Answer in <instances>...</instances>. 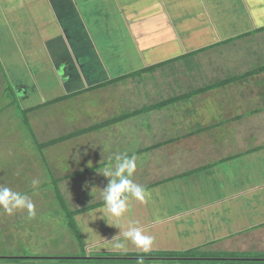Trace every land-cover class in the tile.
<instances>
[{
  "label": "crops",
  "instance_id": "obj_1",
  "mask_svg": "<svg viewBox=\"0 0 264 264\" xmlns=\"http://www.w3.org/2000/svg\"><path fill=\"white\" fill-rule=\"evenodd\" d=\"M263 34L264 0H0V62L10 79L16 102H21L25 111L78 93L105 91V88L92 89L150 69L140 77L112 87H120L128 93L139 91L141 87L148 92H158L160 87L163 97L168 95L164 101L169 100L173 98L171 91L178 88L171 77L179 76L183 81L181 85L190 86L196 71H200L196 64L206 61L208 52L242 41L252 40L251 43L257 45L264 40L254 39ZM184 77L189 80L186 82ZM248 81L252 85L235 92L233 101H264V84L253 85L258 81ZM164 86L169 90H164ZM103 97L101 103L106 105L107 96ZM168 109L174 110V116L179 114L177 105ZM241 109L243 115L256 116H249L248 123H254L252 119L257 117L264 123V113H248L246 107ZM232 115L233 120L238 116ZM236 123L234 136L218 145L222 149L218 152L228 151L227 155L214 153L219 156L201 166L195 156L193 160L179 159L176 174L170 176V172L164 170L168 176L162 179H151L150 172L156 174L158 167H163L165 160L169 161L167 158L181 155V150H192L193 144L196 146L197 142L205 140L197 139L201 133L197 127L194 133L193 128L182 129L187 134L176 139H188L190 144L184 149L177 142L167 144V151L163 152L165 145L151 152L137 150L139 157L157 154L152 152L160 150L158 158L161 160L158 167L151 166L154 162L150 158L145 163L138 162L133 181L138 180L150 193V198L144 204L130 199L129 210L120 223L123 230L131 223L153 238L149 253L207 250L208 245H225L244 231H248L245 238L255 235L253 237L260 241L259 236L264 233V148L256 150L260 148L259 143H264V136L259 137L256 132L264 128L260 124V130L254 128V132L244 133L238 128L242 129L246 121L241 119ZM178 127L171 126V134H178ZM230 140H234L231 145ZM108 163H97L93 168ZM102 166L90 175L93 182H97L99 176L104 177ZM186 173L191 175L164 183ZM94 187L92 200L73 210L82 212L91 208L76 217L86 252L105 257L144 254L131 243L127 251L113 248L121 229L111 226L113 222H108L100 212L103 210L101 194L106 188L99 185L100 194H96ZM94 195L98 199H93ZM238 243L244 242L239 240ZM148 261L154 260L148 258Z\"/></svg>",
  "mask_w": 264,
  "mask_h": 264
},
{
  "label": "rangeland",
  "instance_id": "obj_2",
  "mask_svg": "<svg viewBox=\"0 0 264 264\" xmlns=\"http://www.w3.org/2000/svg\"><path fill=\"white\" fill-rule=\"evenodd\" d=\"M256 37L254 39L256 41L258 39L264 40V34ZM251 41H242L239 44L221 47L220 49L208 52L206 56V59H208H205L206 61H199L196 64L200 71H196V77L193 76L191 85L184 87V85H181L183 83L181 77H171L172 80L177 82L176 86L178 88L169 93L175 97L177 94L201 91L206 88H211V86L216 84H222L224 81L232 80L235 77L244 76L249 72H253L252 70H255L258 66H264V41L257 45H254ZM195 63L192 62L191 64ZM3 73L2 67L0 66V184H5L15 191L28 194L35 205V216L29 217L26 211L17 212L9 216L0 210V258L8 257L7 255H9L20 258L44 257L51 259L64 258L81 260L82 257H80V254L82 252L79 248V240L74 238L66 228L65 214L59 208L57 199H55L54 181L56 179L90 168L87 174L64 180L59 184L60 192L63 195L68 209L73 211L76 206L85 205L88 200H92L91 190L94 186H97L96 188L94 187V193L96 194H100L101 187L104 186L103 189L108 187L110 178L99 176L98 181L93 182V176L90 177L95 172L93 168L95 164L106 163L107 161L109 163L114 162L116 155L126 153L130 156L135 155L137 160L136 171H138V162L142 161L145 163L146 159L149 158L154 162L151 163V166H157L159 160H161L158 156L161 151H167V144L161 151L157 150L156 152H152L157 154H144L139 157L136 155L137 150H144L149 148V146L171 141V145L179 142V145L184 149L186 145L190 144L188 139L183 141H177L176 139L178 136L181 137L182 134L186 133H183L182 129L186 131L188 128H193L194 133L197 127V130L201 132L198 133L197 139H205L204 141L200 140L196 146L193 144L192 150H181V155L167 158L169 161L165 160L163 167L157 166L159 171L156 174L150 172L152 175L151 179L153 177L155 179H162L168 176L164 173V170L170 172V176H172L178 170L175 166H180L177 163L179 159L185 158L193 160L195 156L198 165H206V161L208 162L210 158L219 156L214 154L220 153L218 151L222 150L218 146L219 143H222V140L224 142L225 138L230 139L232 138L231 136H234L233 133L237 129L236 121L231 116L225 118L223 109H218V106H231L233 110H235L234 108H238L239 115L240 113L242 114L240 112L242 110L241 107H246L248 113H254V111L264 113V107H262L264 101L262 99L249 102L243 100L234 102V98L228 96L227 89L224 93L217 90L214 91L215 93L209 92L202 98H199L198 101H195L194 104L196 107H199L198 109L193 108L192 100L189 103L186 102L185 105L184 103L178 104V108L179 105L184 106L183 109L188 118H183L179 114L177 116L175 114L174 116V110L163 109L122 121L111 128H104L87 133L85 136L70 140L59 146L40 148V146L48 144L53 140L83 129L92 128L116 117H120L122 114H130L144 107L163 103L164 98L168 97V95L163 97L159 91L160 87L158 92H148L141 87L140 90L142 91L128 93L123 92L126 90H121L120 87L114 88L108 86L105 88V91L85 93V95L79 96V98H70L68 101L59 102L53 106L45 104L39 109H35L34 111L27 110L23 113L25 109L21 102L18 104L15 101L17 97H11L6 91L8 82ZM184 79L186 82L189 80L188 77H184ZM251 79L258 81L253 85H261L264 82V75L252 77L248 80ZM8 80L10 82V79ZM161 84L165 85L163 81ZM235 88L239 90V85L237 84ZM165 89L169 90L168 87L164 86ZM113 94L115 95L113 96ZM104 95L107 96V100H105L106 105L101 103ZM192 99L194 100L195 97ZM215 99L221 101L212 102ZM115 102L117 104L120 103V105L115 104ZM175 112L177 113V111ZM213 112L217 114H213ZM196 113L197 115H195ZM249 116V114L241 115L242 120L246 121V123H243L244 127L242 129L239 126L238 131L244 133L254 132V128L258 131V129H261V125L264 128V123L261 124V121H258L260 117L252 119L255 120L254 123H248V118L256 117L255 115ZM189 121H192V123L190 124ZM193 122H196L195 125ZM171 126L172 128L176 126L181 128L178 127L179 130H176L178 134H171L169 131ZM262 131L264 130H260L256 134L259 137L264 136V132ZM192 142L194 141L191 140ZM233 142L234 140H230V145ZM252 147H255L254 144ZM259 147L264 148V143H259ZM217 148L220 149L214 151ZM228 148V150H231L230 147ZM227 153L228 151L226 153H220V155H227ZM33 180L40 181L38 190L33 189ZM136 183L139 184L138 180ZM89 185H91V188ZM99 185L100 188L98 187ZM96 196L94 195L93 199H98ZM247 234L248 231H244L241 235L229 239L231 241H226V244L222 246L208 245L207 250H195L194 255L197 257L198 253H208V255L212 253H229L230 255L238 254V256H242V254L254 256L256 253H264V233H262V236H259L260 241H257L256 237H253L255 235H250V237L245 238ZM251 237L253 238L251 239ZM239 240L244 243L239 245ZM234 243L238 245H234ZM104 258L107 259V257ZM194 259H188L191 262H188L186 259V262L183 263L165 262L164 264H245L243 262H234L239 259L219 262H213L214 260L211 262L208 261L209 259L204 261L202 258L198 259V257L196 258V260L198 259L197 261ZM88 263L93 264V261H73L63 264ZM46 264H58V262L51 260L50 262H46ZM103 264L130 263L105 261ZM144 264L159 263L144 262Z\"/></svg>",
  "mask_w": 264,
  "mask_h": 264
},
{
  "label": "trees",
  "instance_id": "obj_3",
  "mask_svg": "<svg viewBox=\"0 0 264 264\" xmlns=\"http://www.w3.org/2000/svg\"><path fill=\"white\" fill-rule=\"evenodd\" d=\"M0 66L2 67L1 62H0ZM2 71L4 72L3 67H2ZM149 71H145L144 70V71H141V72L136 73L134 75L123 77L121 79L106 83V84L101 85L99 87H96L95 89H92V90H100V89L106 88L108 86L116 85V84H119V83H124L128 79L140 77L142 74H145V73H147ZM252 71L253 72H249V73L245 74L244 76L235 77L232 80L224 81V82H222V84L213 86L211 88H206V89L201 90V91L198 90L196 92H193V93L191 92V93H188V94L185 93V94H182L179 97L175 96V97H173V98H171L169 100H165L163 103L150 105V106L142 108L139 111H135V112L130 113V114H126V115L122 114V116H120V117H116V118H114V119H112L110 121L101 123V124L96 125V126H94L92 128L83 129L81 131H78V132H75V133H71L68 136H64V137H61V138H59L57 140H53V141L49 142L48 144L40 146V148H48V147H52V146H59V145H62L63 143H66V142H68L70 140H74V139L79 138L81 136H85V135H87V133H90V132H93V131L95 132V131H98V130H102L104 128H111L112 126H114V125H116V124H118V123H120L122 121H126V120H129V119L135 118L137 116L144 115L146 113L157 112V111H161L163 109H168L169 107L176 106V105H178L180 103H184V105H185V103L186 102L189 103L190 100L193 101V105L195 106L194 103H195V101H198L199 98H202L204 95H206L209 92L215 93L214 91H216L218 89L222 90L221 93H224L225 90L227 89L226 91H228V96L230 98H234V93L235 92L238 93L240 89H244L245 86H248V85L251 84L248 81V79H250L252 77L263 76L264 75V66H261V67L258 66V68H256L255 70H252ZM3 74H5V72ZM5 77H6V75H5ZM6 80L8 82V87H7L6 91L8 92L9 95H11V97L15 96V92L13 91V89L11 87V84H10V82H9L7 77H6ZM254 82H255V80H254ZM237 84L239 85V90H237L235 88L237 86ZM263 84H264V82H263ZM263 84H261V85H263ZM263 91H264V89H263ZM83 94H85V93H78V94L73 95V96L64 97L62 99L53 101V102H51V103H49L47 105H53V104H57L59 102L67 101L70 98H75V97L81 96ZM4 97H6V96H4ZM194 97H195V99L193 100L192 98H194ZM236 98H237V96H236ZM217 99H221V98H217ZM217 99L212 100V102L221 101V100H217ZM15 101H16V98H15ZM194 106H193V108H195ZM183 108H184V106H180L179 105V108H178L179 116L181 115V117H183V118L188 117L187 114H185V112H184L185 110ZM198 108L199 107L197 106L196 109H198ZM221 108L224 111L223 113H224V117L225 118L227 116L228 117L231 116V113H233V115H238L237 114L238 110L236 108H234L235 110H233V108L227 107V105L222 106V107L218 106V109L222 110ZM35 109H37V108H34L31 111H34ZM25 112L26 111H24L23 113H25ZM213 114H217V113L213 112ZM195 115H197V113ZM238 116L234 119V121L242 119L241 115L239 117ZM221 142L224 143V142H226V140H224V142L222 140ZM171 143H172V141L171 142L162 143V144H157V145H155V146H153L151 148L145 149L144 151H141V152H151V151H153L155 149H161L166 144L170 145ZM260 149L261 148H258L256 151H260ZM99 167L100 166H97L94 169L97 170ZM89 171H90V168L84 169L82 171H78L75 174H70V175H68L66 177H63V178H60V179H56L54 181V183H55L54 195L56 197L55 199H57V204H58L59 208L65 214L64 216L66 217V222H65L66 228L70 231V234H72V236L74 238H77L79 240L78 244H79V248L81 249V252H82L80 254V257H82L81 260L64 259V258H53V259H51V258H44V257H32V258L24 257V258H20V257H14V256L11 257V256L7 255L8 257L0 258V263H4V264H14V263L15 264H46V262H50L51 260H53L55 262H58V264H63L65 262H73V261H82V262L93 261V264H95V263L100 264L102 262L104 263L105 261H107V262H112L113 261V262H116V263L124 262V263H130L131 264V263H137L138 257L143 256L144 262H149L148 258H150L151 260L152 259L154 260L152 262H157L159 264H164L165 262H182L183 263V262H186V259H187L188 262H191L188 259L195 258L194 260H196L197 257H198V259L202 258L204 261H207L209 259L208 261H211V262L213 260H214L213 262H217V261L219 262V261H228L230 259H236V260L239 259L238 261H234V262H243L245 264H248V263H250V264H264V253H256L254 256H250V254H242V256H238V254L230 255L229 253H227V254H224V253L214 254V253H212V254H209V255H208V253L207 254H205V253H200L199 254L198 253V255L196 257L194 255L195 250L194 251L192 250V251L183 252V253H148V254H125V255L112 254V255H106V256H109V257H107V259H105L104 258L105 255L104 254L86 252L85 245H84V238L81 235L80 228L76 224V217H77V215H79L82 212L83 213L84 212H89L91 210V208L83 210L82 212L81 211H78V212L70 211L68 209V206H67L66 202L63 199V195L60 192L59 184H61L64 180H68V179H72V178H75V177L83 176L84 174H87ZM189 175H191V173H186V174H183V175H179V176L173 177L172 179H169V181H165L164 183L172 182V181H176V180L178 181V180H181V179H183V178H185V177H187ZM12 262H14V263H12Z\"/></svg>",
  "mask_w": 264,
  "mask_h": 264
},
{
  "label": "clouds",
  "instance_id": "obj_4",
  "mask_svg": "<svg viewBox=\"0 0 264 264\" xmlns=\"http://www.w3.org/2000/svg\"><path fill=\"white\" fill-rule=\"evenodd\" d=\"M115 171H112V168ZM137 169L135 156L120 153L114 158V162L106 164L102 169V175L110 178L108 187L103 191V210L100 211L111 220L115 226L121 229L120 234L113 241V248L127 251L128 243L134 245L144 254L152 250L153 238L145 235L141 228L131 226L123 230L124 226L120 223L129 210V200H135L144 204L150 198V193L132 179ZM40 181L33 180V189L38 190ZM0 210L12 216L17 212L26 211L29 217L35 216V205L32 198L25 193L13 190L5 184H0ZM109 224V223H108ZM137 264H144L143 256L138 257Z\"/></svg>",
  "mask_w": 264,
  "mask_h": 264
}]
</instances>
